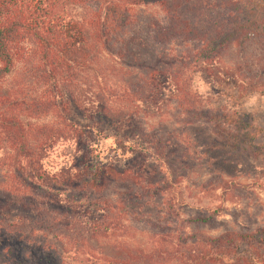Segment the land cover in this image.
Here are the masks:
<instances>
[{"label":"trees","instance_id":"obj_1","mask_svg":"<svg viewBox=\"0 0 264 264\" xmlns=\"http://www.w3.org/2000/svg\"><path fill=\"white\" fill-rule=\"evenodd\" d=\"M251 94L264 0H0V264H264L241 162L216 155L264 147Z\"/></svg>","mask_w":264,"mask_h":264},{"label":"rangeland","instance_id":"obj_2","mask_svg":"<svg viewBox=\"0 0 264 264\" xmlns=\"http://www.w3.org/2000/svg\"><path fill=\"white\" fill-rule=\"evenodd\" d=\"M136 10H138V15L140 16H144L146 13L149 12L157 13V9L152 6L141 7L140 9L136 8ZM13 80H16V76ZM18 80H20V78ZM18 80H16V83H18L17 82ZM239 109L242 114L246 115L247 120H249L251 123H255L256 125L264 129V97L263 96L258 94H251L248 97L242 98L240 100ZM82 114L83 113L78 108H74L72 110V116L75 117L80 122H88L89 120L90 122H94L95 124H98L103 129V132L107 137L106 144H109L111 142V136L113 134L112 124L110 120L99 116L86 119L85 117H83ZM47 120H50V117H48ZM182 143L185 144L186 139L182 141ZM183 144L182 146H180V148H178V150L181 152L183 151ZM260 144H264V131H262V133L260 134L258 140L256 141V145L254 147H258ZM249 147L251 148V146L248 145L246 149L248 152L246 153H245L246 150L242 152V151H236L237 149H234V151L230 152V154L228 155L224 151H220L216 155H220L222 159L228 160V158L232 156L231 159L240 160L241 165L238 166L237 169H239L241 175L238 179L244 182L246 186H248V188L250 190H253L254 192L252 199L250 201H247L249 213L251 217L254 218L256 221L260 223H264V151H263L264 147L259 148V152H254V153L250 152ZM254 147H252V149ZM210 154L215 155L214 152ZM232 166L234 165L232 164ZM202 173L203 172L200 169V166L196 167L193 173H191L190 176L187 179H185V181L180 182V185L177 188H181L182 190H184L185 193H191V194L197 193L198 191L203 189L202 186L200 185L202 184L204 186L207 182L206 181L207 177H204ZM199 194L200 196L204 197V201L206 203L211 202L210 205H212V202H214V198H216L215 197L216 192L212 189L205 190L204 192H200ZM61 237L62 236L60 235L59 238L61 239ZM48 238H52L51 235ZM137 238L141 240L140 238H145V237L141 234H138ZM62 240L64 243L67 242L64 236L62 237ZM127 240L128 243L132 244V235H129ZM66 248H69L68 243L66 245ZM65 257L67 263H72L71 258L68 257L67 254H65ZM92 264H110V263H107L105 261H97L96 263H92Z\"/></svg>","mask_w":264,"mask_h":264}]
</instances>
